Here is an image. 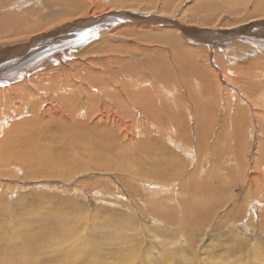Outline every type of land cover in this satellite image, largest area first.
I'll use <instances>...</instances> for the list:
<instances>
[{"label": "rangeland", "instance_id": "374dc122", "mask_svg": "<svg viewBox=\"0 0 264 264\" xmlns=\"http://www.w3.org/2000/svg\"><path fill=\"white\" fill-rule=\"evenodd\" d=\"M120 1L10 0L4 3L0 0V46L10 47L20 40H30L34 35L46 33L44 31L49 28L73 22L74 16L82 19L100 16L104 13L102 4L110 7L109 12L131 11L170 20L161 15L167 12L173 19L190 23L188 26L193 27V24L213 29L233 28L255 17L243 14L245 5L241 6L239 13V3H229V0L225 3L227 7L219 12L206 6L210 0H185L180 13L173 11L177 0ZM252 3L253 0L246 13H253ZM78 5H82V9L74 16L70 15L69 12ZM213 13L216 16L208 26L188 21L189 18L212 17ZM37 19L39 24L32 30L22 31L20 26H14L17 22ZM120 26L117 30L126 29L129 35L130 27H142L135 23ZM164 26L175 28L173 24L155 25ZM17 28L20 29L15 31ZM142 31L145 35L141 43L148 44L156 39L153 36L155 28ZM111 33L116 39L127 37L122 31ZM259 39L251 41L254 44L250 47L264 52V44ZM47 42L49 38L46 37L39 44ZM118 45V41H111L108 46L99 45L90 53L83 52L81 57L86 58L84 60L88 61L87 67L92 73L103 70L101 60L114 71L126 69L129 63L141 66L153 60H165L166 64L157 63L160 72L153 76L146 72L129 75L131 81L146 80L148 87L143 88L157 93L153 86L155 80L170 78L165 50L156 47L155 53L136 62L126 54L117 53ZM73 52L69 51V54ZM1 55L0 60L6 58ZM240 64L242 66L239 65L235 72L229 69L219 72L210 57L209 64L205 65L209 81L202 83L193 77L192 83L181 86L189 96L188 121L184 118V122L187 127L191 126L194 147L186 151L182 141L174 138L179 143L177 145L168 136L164 137V142L160 141L180 155L181 165L187 162L190 166L189 172L183 169V181L175 183L179 174H169V184L175 189L164 190L159 185L163 180L157 176L162 174L158 164L168 161L169 155H163L162 148L157 147L159 141L152 139L158 136L155 133H150L151 146L131 151L141 153L149 160L143 159L142 163L136 164L132 157L131 173L119 170V163H116L106 170L86 171L78 167L79 172L68 181L51 176L44 156H38L34 161L25 156L30 144L47 153V149L54 145L51 135L54 130L46 126L38 135V125L27 126L26 116L8 119L4 106L8 113H15L25 106L30 109L32 103L16 100L13 109L0 94V109L3 108V117L7 119L6 130L13 124L18 129L14 142H11L12 138L6 140V147H23L21 154L27 159H22L18 165L7 166L5 162L1 164L5 155H0V264H264V191L250 190L246 172L241 168L243 162L248 163L251 153L255 158L260 157L259 145L264 147V69L252 68L249 62ZM16 65L3 64L5 70L0 72V80L5 86L15 79L9 77L8 70ZM242 67H246L245 71ZM175 70L180 83L194 75L189 64L176 62ZM40 73L34 76L37 81ZM222 76L226 82L221 81ZM0 89L7 92L4 87ZM44 93L37 94L41 97L40 102L55 104ZM161 95L165 97L167 94L162 92ZM171 100L170 97L168 101ZM131 109L139 113L137 107L131 106ZM65 120L62 117L60 122ZM56 125L57 121L51 124L52 127ZM3 139L4 136L0 142ZM153 147L158 149V157L150 153ZM80 153L83 156L84 150L80 149ZM7 157L10 158L11 154ZM251 164L253 173L255 163ZM114 178L117 183L113 182ZM146 182L153 184L150 187ZM131 194L136 198L132 199ZM76 236L83 239L82 245L74 239Z\"/></svg>", "mask_w": 264, "mask_h": 264}, {"label": "bare ground", "instance_id": "6f19581e", "mask_svg": "<svg viewBox=\"0 0 264 264\" xmlns=\"http://www.w3.org/2000/svg\"><path fill=\"white\" fill-rule=\"evenodd\" d=\"M184 1L177 0L174 13H180ZM227 1L210 0L206 6L212 11L214 9L219 12L227 7L225 5ZM229 1V3H239V13L241 6L245 5L244 15L253 14L254 18L263 19L253 20V18L229 29H213L193 24V27L188 26L190 23L183 22L178 18L173 19L167 12L161 13V15H166L171 18L170 20L145 13L135 14L131 11H126L125 14H119L115 11L109 12L110 7L106 4H102V12L104 13L100 16L82 19L74 16L78 10L82 9V5H78L69 12L75 17L73 22L69 21L58 27L49 28L44 31L46 33L34 35L27 41L20 40L10 47L1 45V56L6 58L0 60L2 62L0 63V72L4 73V63H17V65L8 70L9 77L15 78L9 81L12 82L10 85L5 86V83L0 80V88L7 89V92L0 89V94L5 96L3 98L7 100L10 107H15L16 100L32 103L30 109L25 106L15 113H8L7 107L3 105L7 111V114L4 115L13 120L26 116L27 126L32 128L38 125L36 131L38 135L46 126H50L54 130H51L54 145L47 149V153L44 154L37 146L30 144L25 157L34 161L38 156H44L50 175L61 178L63 181L71 180V177L79 172L78 167L85 168V170H106L108 167L119 163L117 167L119 170L131 173L130 160L132 157L136 159V164L148 160L141 153L140 155L131 153V151L135 148L151 146L150 133H155L158 136L152 139L154 142L159 141L157 147L162 148L163 155H169L168 161H165L164 164H158L162 168V174L158 173L157 176L163 180L159 185H162L164 190L175 189L172 184H169V174H179L175 183L179 180L183 181V169L189 172L190 166L187 162L181 165L180 155L165 143L162 145L160 141L168 136L167 138H170L177 145L179 143L174 138L182 141L186 151H190L194 147L191 140V126L189 124L187 127L184 122V118L187 120L189 96L181 86L185 83H192L191 78L193 77L202 83H207L209 77L205 72V65L209 64L210 57L219 72L226 69L235 72L239 70L240 62H249L252 68L264 69V52L250 47L251 44H254L251 41H255L258 37H260L259 41L264 44V0H253L251 5L253 13H246L245 11L252 0ZM8 2L10 0H4V3ZM215 16L216 14L213 13L212 17L202 20L189 18L188 21L197 25L208 26L213 23ZM120 21L122 22L117 24ZM124 23H135L142 27L137 29L130 27L131 34L129 35L125 32L126 29L117 30ZM38 24L39 19L34 22H17L14 23V26H20L23 28L22 31H27L32 30ZM158 24H173L175 28L171 26L155 27ZM153 28L156 30L153 34L156 39L147 42L148 44L141 43L142 36L145 35L142 30L150 31ZM115 31H122L127 37L116 39L111 33ZM46 37L49 38V42L43 45L39 44L40 40ZM111 41L119 42L115 49L117 53L126 54L136 62L142 58L147 59L156 52V47H162L169 60L167 67L170 78L155 80L153 83L154 89L157 91L155 93L149 88H143L148 87L146 80L139 82L138 79H135L131 81L129 77L135 72H146L153 76L154 73L160 72L157 63L166 64L165 60H153L141 66H136V63H129L126 69L121 68L116 71L106 67L107 62L101 60L103 70L92 73L87 67L88 61L84 60L86 58L81 57V54L83 52L90 53L99 45L108 46ZM33 43H36L35 48L31 49ZM26 47L29 49L27 52ZM75 50L78 52L76 53ZM69 51L75 53L70 55ZM254 58L256 60H253ZM176 62L192 66L194 75L180 83L177 80L175 70ZM232 62L236 63L231 64ZM245 69L246 67L243 68L244 71ZM54 71H59V73ZM38 73H40L37 75L40 78L39 81L34 79ZM221 81L226 82L223 76ZM131 88L139 90L133 91ZM42 92H45V97L50 96L55 104L43 105L40 102L41 97L37 96ZM162 92H166L167 95L162 96ZM170 97L172 100L168 101ZM131 106L137 107L139 113L133 112ZM2 109H0V139L2 136L4 139L0 142V150L3 149L0 155H5V157L1 164L5 162L7 166L18 165L22 159H27L21 154L23 147L22 149L21 147H15V149L6 147V140L12 138L11 142H14V135H17L18 129L16 124H13L9 130H6L7 119H4ZM77 116H81V118H77ZM62 117L66 119L64 122H60ZM143 118L151 124V127ZM56 121L58 125L52 127L51 124ZM48 122L49 125H47ZM133 141L134 143L131 144ZM154 145L156 144L154 143ZM80 149L84 150L83 156ZM111 151L114 153L111 154ZM258 152L261 153L260 157L255 158L251 153L248 163L243 162L241 168L247 174H245V178L247 176L250 190L255 188L257 192H263L264 147L259 145ZM150 153L155 157L159 156L157 148L153 147ZM8 154H11L10 158L7 157ZM245 154L246 152L243 154V159L246 157ZM21 163L23 164V162ZM251 163H255V172L253 171V173H251L253 166ZM112 180L117 183L116 178ZM142 183L144 184V182ZM180 183L183 189V183L181 181ZM146 184L150 186L153 183L146 182ZM175 186L180 188L178 184ZM131 198L136 197L131 194ZM71 238L73 239L72 236ZM74 239L79 245L83 244V239L80 236H76ZM72 257L74 258V256Z\"/></svg>", "mask_w": 264, "mask_h": 264}]
</instances>
